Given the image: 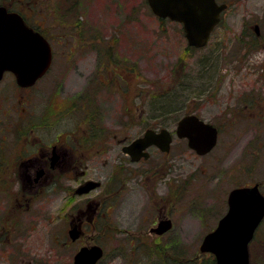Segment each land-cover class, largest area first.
I'll list each match as a JSON object with an SVG mask.
<instances>
[{
    "label": "rangeland",
    "instance_id": "374dc122",
    "mask_svg": "<svg viewBox=\"0 0 264 264\" xmlns=\"http://www.w3.org/2000/svg\"><path fill=\"white\" fill-rule=\"evenodd\" d=\"M218 1L227 2L229 8L209 44L202 48L190 47L183 25L158 17L147 0H24L17 4L19 9L26 11L29 7L35 12L37 23H41L48 36L60 38L72 33L79 37L82 35L79 28L90 36L87 53L75 46L56 44L57 63L31 95L32 101L26 100L12 109L13 103L18 104L20 92L9 77L0 83V92L5 85V109L11 111L9 119H20L17 125L20 132L31 133V119L52 116L45 113V108L50 107L53 91L62 90L69 102V98L91 86V91L96 86L101 88V101L98 103L94 98L95 103L90 106L70 107L67 111L72 115L66 116L65 123L73 125L84 117L97 122L94 119L101 116L100 109L110 124V119L124 116L120 114V105L126 107L127 87L135 85L134 113L136 121L141 122L137 123L134 134L141 131L140 127L162 119L174 134L173 150L166 160L169 170L157 182L159 195H155L169 196L166 205L159 203L157 207L162 206L173 227L164 235L149 234V227L157 218L156 208L152 209L156 206L152 193L155 185L150 181L144 185L133 175L121 206L103 220L104 233L94 236L105 250L98 264H174L178 258L180 264H197L193 262L195 258L210 256L200 251V245L228 211L230 190L259 183L264 193V119L258 114L264 113V107L259 106L260 98L264 97V0ZM256 24L261 27V39L255 38ZM77 61L80 66L75 71ZM114 73L118 92L110 98L106 97L102 80L109 81ZM143 89L150 90L151 96L150 93L146 96ZM250 96L256 100L252 105ZM22 107L26 108L25 112ZM190 112L223 129L219 144L207 155H197L186 140L175 135L179 119ZM2 113L0 109V118ZM51 119L34 120V132L41 133L40 137L49 133L50 130L43 128L50 127ZM11 138L15 136L11 134ZM162 159L156 154L152 163L158 161L161 165ZM114 164L115 152L91 161L94 172L102 171L98 175L104 173L106 177L111 175ZM65 195L62 192L57 199L58 210ZM0 208H3L1 203ZM67 225L64 217H58L48 229L40 225L36 231L27 230L22 241L14 244L26 245L25 255L48 251L43 260L69 264L77 248L64 245L68 240ZM0 238V264H4L2 261L8 260L1 251L5 236ZM14 254L10 251L9 259ZM250 254L255 264V258L264 264V220L250 243Z\"/></svg>",
    "mask_w": 264,
    "mask_h": 264
},
{
    "label": "flooded vegetation",
    "instance_id": "af4514ba",
    "mask_svg": "<svg viewBox=\"0 0 264 264\" xmlns=\"http://www.w3.org/2000/svg\"><path fill=\"white\" fill-rule=\"evenodd\" d=\"M23 1L11 0L7 2L6 0H0V6L7 7L9 11L19 12L31 28L41 31L46 36L52 48V61L48 71L29 86L18 84L14 72L6 71L4 73L0 83L4 82L6 77H9L16 90L20 92L17 101L20 105L13 103L12 109L20 107L22 102L24 103L26 100L29 102L32 99L31 95L39 87V83L47 77L53 64L57 63L58 51L56 44L63 43L75 46L87 53L90 40V36L83 33L85 30L81 28L79 29L82 35L79 37L72 36V33H67L69 36L60 38L48 36L41 23H37L34 11L29 7L26 11L19 9L17 4L19 5ZM257 25L259 26V32L256 30L257 37L255 38L259 39L261 27L259 24ZM93 38L98 39V37ZM70 51H74V49L70 48ZM84 59V57L80 58V61L83 62ZM78 62L74 64L75 71L80 66ZM134 71L136 70L134 69ZM110 76L112 78L109 81L102 80L104 82L103 88L107 92L106 97L114 98L115 93L118 92V79L115 78V73ZM137 81L135 79V84ZM91 88L92 86L88 87L87 91L83 88L84 91L82 90V93L69 98V102L65 100L64 95L66 94H63L62 90L59 92L57 90L53 91L48 103L50 107L45 108V113H50L54 117L42 115L44 119H52L49 122L50 127L43 128L44 131L50 130V132L42 134L41 137V133L34 132L33 121H41L43 118L31 119V133L20 132L17 127L20 119H9L11 111L5 109V85L2 91L4 96L0 92V109H3L1 114L3 116L0 118V203L3 206V208H0V219L5 216L0 226V237L5 236V246L3 244L1 251L3 258L8 259L2 261L4 264L5 262L8 264H51L50 260H43L48 251L44 254L34 253L29 256L24 254L26 245H22V250V247L14 243H18L19 240L22 241L24 236L27 235V230L30 232L36 231L40 225L42 228L48 229L58 217H64L68 222L65 229L68 240L64 242L65 246L76 245V251H78L84 245L98 244L94 236L100 232L104 233L103 220L111 216V211L115 207L121 206L124 194L128 189L127 184L132 180L133 175H136L135 177L144 185L146 181H150L155 185L152 190L153 195H159L156 191V185L169 170V163L166 160L171 155L174 141V134L169 129L166 120H158V122L147 125L145 128L140 127L142 128L141 131L134 134L137 130V123L141 122L136 121L137 118L134 113L137 107L135 103L137 91H134L137 90V86L134 85L127 87L129 95L126 98V107L123 108V103L121 104L122 108L120 105V114L124 116L109 120V123L114 125L112 128L107 127L110 124L106 122V118L102 117L100 109L98 112L101 116L94 119V121L98 120L97 122H93L89 117H84L73 125H67L65 123L66 116L72 115L70 111H67L70 107L90 106V104L95 103L94 98L97 99L98 103L101 101L99 91L101 88L96 86L92 91ZM21 91H24V93H21ZM142 91L146 96L149 93L151 96L150 90L143 89ZM248 98L250 105L253 101H256L253 96ZM58 106L59 109H57ZM259 106L264 107V97L260 98ZM22 110L25 112L26 108L22 107ZM258 114L260 119H264V113ZM22 118H25V116ZM213 124L218 129V141L213 149L205 154H199L195 149L190 148L188 140L177 135V128L175 129V135L186 140L188 147L197 155L204 156L217 147L223 130L219 125ZM149 129L158 133L163 129H168L172 137L170 149L164 150L160 145L152 143L143 149L137 148L134 151L137 153L132 155L127 148L136 139L143 137ZM11 134L15 138H11ZM109 152H115V164L112 173L108 177L104 173L98 175L102 171L94 172L91 161L95 157L99 158ZM156 154L163 158L161 165L158 161L155 164L152 163ZM102 178L105 179L102 180ZM89 181H97L100 184L87 192L80 191L81 187ZM62 192L66 194V198L58 210L57 199ZM180 192H183V187ZM156 196L154 198L156 206H153L152 209L156 208L157 218L149 227V234L164 235L168 230L157 233L152 229L157 228L160 222L171 219L162 210V206L157 207L159 203L166 205L169 196L168 198L165 196H159L158 198ZM35 217L38 220L36 223H34ZM100 221H103L102 225H100ZM71 230L77 232L78 236L76 238L72 237ZM116 230L121 231L118 227ZM55 236L57 238L56 234ZM10 251L15 254L14 257L9 259ZM69 264H75L74 256Z\"/></svg>",
    "mask_w": 264,
    "mask_h": 264
},
{
    "label": "water",
    "instance_id": "95a60500",
    "mask_svg": "<svg viewBox=\"0 0 264 264\" xmlns=\"http://www.w3.org/2000/svg\"><path fill=\"white\" fill-rule=\"evenodd\" d=\"M153 12L162 18L182 23L189 45L202 47L207 44L212 30L221 20L227 3L217 0H148ZM259 32V26H255ZM52 61V48L48 39L31 28L17 11L0 6V81L6 71L16 74L18 84L29 86L42 77ZM179 137L188 140L190 148L199 154L209 152L217 143L218 129L200 119L196 114L183 116L177 126ZM172 137L168 129L160 133L147 130L127 148L132 155L137 148L143 149L156 143L169 150ZM100 183L89 181L80 191L87 192ZM229 209L219 220L216 228L205 235L200 251L215 255L216 264H249V243L264 218V194L259 184L234 188L228 197ZM172 227L170 219L159 223L152 231L163 233ZM73 238L77 232L71 230ZM104 256L98 244L82 246L75 254V264H97Z\"/></svg>",
    "mask_w": 264,
    "mask_h": 264
},
{
    "label": "trees",
    "instance_id": "16d2710c",
    "mask_svg": "<svg viewBox=\"0 0 264 264\" xmlns=\"http://www.w3.org/2000/svg\"><path fill=\"white\" fill-rule=\"evenodd\" d=\"M156 95H158V94H156ZM159 95H161V93L159 94ZM162 98V97H161ZM147 251H149L147 248H145ZM210 256H208V257H197V258H195L194 260H193V262L194 263H197V264H216V260H215V257L213 256V255H211V254H209ZM172 257V256H171ZM181 257V256H180ZM205 258H209V260L206 262L205 261ZM180 258H178V260L176 259H174V261H173V263L174 264H180ZM255 261H256V264H259V261H258V258H255ZM254 263V261H251V263ZM255 264V263H254Z\"/></svg>",
    "mask_w": 264,
    "mask_h": 264
}]
</instances>
